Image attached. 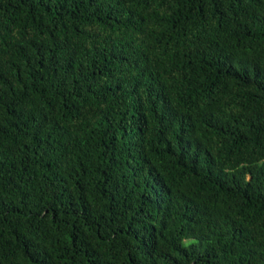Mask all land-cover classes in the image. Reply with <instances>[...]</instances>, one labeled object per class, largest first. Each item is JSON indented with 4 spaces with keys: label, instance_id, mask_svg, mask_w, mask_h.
Masks as SVG:
<instances>
[{
    "label": "trees",
    "instance_id": "obj_1",
    "mask_svg": "<svg viewBox=\"0 0 264 264\" xmlns=\"http://www.w3.org/2000/svg\"><path fill=\"white\" fill-rule=\"evenodd\" d=\"M0 264H264V0H0Z\"/></svg>",
    "mask_w": 264,
    "mask_h": 264
}]
</instances>
